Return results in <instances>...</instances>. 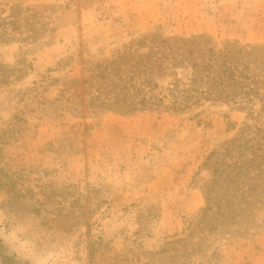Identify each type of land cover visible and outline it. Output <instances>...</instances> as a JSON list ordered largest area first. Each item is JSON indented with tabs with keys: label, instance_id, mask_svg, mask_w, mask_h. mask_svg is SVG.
<instances>
[{
	"label": "rangeland",
	"instance_id": "1",
	"mask_svg": "<svg viewBox=\"0 0 264 264\" xmlns=\"http://www.w3.org/2000/svg\"><path fill=\"white\" fill-rule=\"evenodd\" d=\"M150 35L264 46V0H0V264H264L262 102L137 105Z\"/></svg>",
	"mask_w": 264,
	"mask_h": 264
},
{
	"label": "trees",
	"instance_id": "2",
	"mask_svg": "<svg viewBox=\"0 0 264 264\" xmlns=\"http://www.w3.org/2000/svg\"><path fill=\"white\" fill-rule=\"evenodd\" d=\"M140 49L147 51L140 53ZM162 62L173 69H184L185 76L179 78L174 73L163 97L147 91L137 105H160L166 100L164 108L167 110L184 111L205 101L238 105L259 100L264 107V46L226 42L216 47L203 35L189 38L150 35L131 42L102 68H109L117 76L123 72L125 75L128 68L131 74L129 86L137 91L135 78L142 76L143 83L151 86L148 74ZM126 84L125 88H129Z\"/></svg>",
	"mask_w": 264,
	"mask_h": 264
}]
</instances>
